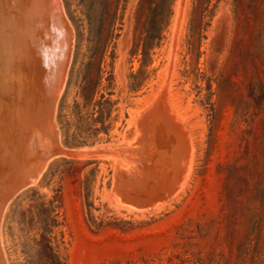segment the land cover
I'll list each match as a JSON object with an SVG mask.
<instances>
[{
	"label": "rangeland",
	"instance_id": "rangeland-1",
	"mask_svg": "<svg viewBox=\"0 0 264 264\" xmlns=\"http://www.w3.org/2000/svg\"><path fill=\"white\" fill-rule=\"evenodd\" d=\"M55 2V155L5 206L8 264H264V0H121L87 105L100 11Z\"/></svg>",
	"mask_w": 264,
	"mask_h": 264
},
{
	"label": "water",
	"instance_id": "water-1",
	"mask_svg": "<svg viewBox=\"0 0 264 264\" xmlns=\"http://www.w3.org/2000/svg\"><path fill=\"white\" fill-rule=\"evenodd\" d=\"M71 34L55 0H0V217L55 155L52 99Z\"/></svg>",
	"mask_w": 264,
	"mask_h": 264
},
{
	"label": "trees",
	"instance_id": "trees-1",
	"mask_svg": "<svg viewBox=\"0 0 264 264\" xmlns=\"http://www.w3.org/2000/svg\"><path fill=\"white\" fill-rule=\"evenodd\" d=\"M167 1L168 0H139L137 10L140 11L141 9L143 11L152 5L157 8H165ZM79 4L82 7H85L87 10L98 9L100 11L96 29V37L94 36L93 39L89 40L91 43H93V52L90 55L89 67L94 69V72H96L92 76L84 77L82 79L79 91L80 97H82L84 103L87 105L92 102L95 88L100 82L101 59L116 30L121 0H80ZM87 19L88 26L91 27L92 23L88 15ZM75 26L77 29V35L80 36V25L76 24ZM137 28H141L140 25L137 24ZM157 28V25L154 26L153 34L157 32ZM154 38L155 37L153 35L151 39ZM69 84L70 82L68 83V87ZM63 109L64 107L61 104L60 110L62 111ZM37 206L41 208L40 210L43 215V231L49 233L51 232L52 228L57 225L55 218L57 213H55V208L52 206V201L49 200L48 202H45L44 200H39V202H37Z\"/></svg>",
	"mask_w": 264,
	"mask_h": 264
},
{
	"label": "bare ground",
	"instance_id": "bare-ground-1",
	"mask_svg": "<svg viewBox=\"0 0 264 264\" xmlns=\"http://www.w3.org/2000/svg\"><path fill=\"white\" fill-rule=\"evenodd\" d=\"M56 3H58V2H56ZM58 5V4H57ZM63 15V14H62ZM71 41V40H70ZM70 41H69V43H70ZM69 46L70 45H68V48H67V51H66V55H65V58H64V62H63V65L62 66H65L64 64H66L65 62H66V60H68V57L67 56H69L68 55V52L70 53V48H69ZM70 58V57H69ZM64 69V68H63ZM62 70V69H61ZM59 77H60V75H59ZM60 80V79H59ZM59 82V81H58ZM59 85V84H58ZM63 85V84H62ZM58 92V91H57ZM58 96V95H57ZM54 99H52L53 101L55 100V93H54ZM148 132V131H147ZM149 134V133H148ZM140 135V134H139ZM151 135V134H150ZM55 136V135H54ZM145 137V136H144ZM150 137V136H149ZM59 142V141H58ZM124 142H125V140H124ZM127 143V142H126ZM142 144V143H141ZM126 145V144H125ZM131 145V144H130ZM107 146V145H106ZM116 146V145H115ZM128 146V145H127ZM154 146V145H153ZM145 147V146H144ZM153 149V148H152ZM60 151V150H59ZM130 153H131V151H130ZM145 154V153H144ZM108 157V156H107ZM51 158V157H50ZM49 158V159H50ZM118 158V157H117ZM135 158V157H134ZM166 160V159H165ZM116 161V160H115ZM131 161V160H130ZM147 162V161H146ZM44 167V166H43ZM170 167H171V165H170ZM133 168V167H132ZM168 168V167H167ZM42 169H44V168H42ZM165 169V168H164ZM171 169V168H170ZM149 170V169H148ZM134 171V170H133ZM153 171V170H152ZM121 177V176H120ZM26 186V185H25ZM15 194V193H14ZM14 196V195H13ZM10 199V198H9ZM132 209V208H131ZM144 210V209H143ZM2 216V215H1ZM1 218V217H0Z\"/></svg>",
	"mask_w": 264,
	"mask_h": 264
}]
</instances>
